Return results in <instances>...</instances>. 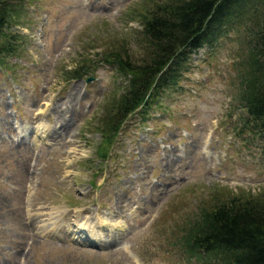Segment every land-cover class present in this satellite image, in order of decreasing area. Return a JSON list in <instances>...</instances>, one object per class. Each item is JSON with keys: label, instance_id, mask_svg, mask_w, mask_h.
Returning a JSON list of instances; mask_svg holds the SVG:
<instances>
[{"label": "rangeland", "instance_id": "obj_1", "mask_svg": "<svg viewBox=\"0 0 264 264\" xmlns=\"http://www.w3.org/2000/svg\"><path fill=\"white\" fill-rule=\"evenodd\" d=\"M171 1L17 0V49L0 67V264H199L180 248L185 227L220 197L264 190V141L239 133L248 20L195 52L180 85L131 114L102 155L109 96L127 82L104 62L71 72L109 51L142 61L136 15Z\"/></svg>", "mask_w": 264, "mask_h": 264}, {"label": "trees", "instance_id": "obj_2", "mask_svg": "<svg viewBox=\"0 0 264 264\" xmlns=\"http://www.w3.org/2000/svg\"><path fill=\"white\" fill-rule=\"evenodd\" d=\"M21 7L17 0H0V67L17 49L18 34L7 27ZM136 17L142 27L141 43L147 49L142 61L132 59L125 51H109L94 62L95 68L83 66L71 72L75 77L89 76L104 62L115 67L127 82L119 98L109 96L102 155H107L131 114L149 109L180 85L194 52L216 48L230 31H239L245 20L251 26L245 35V56L239 62L236 99L246 113L241 116L239 133L249 131L254 136L248 140L258 136L264 141V0H172L169 4L157 3ZM216 200L201 210L180 237V248L188 261L264 264V190L258 195L231 194Z\"/></svg>", "mask_w": 264, "mask_h": 264}, {"label": "bare ground", "instance_id": "obj_3", "mask_svg": "<svg viewBox=\"0 0 264 264\" xmlns=\"http://www.w3.org/2000/svg\"><path fill=\"white\" fill-rule=\"evenodd\" d=\"M71 99V98H70ZM58 124H60V126H59V129L60 130H56L55 131V134H57V136L56 137H60V139H64V140H66V138L68 137L67 135H68V133H69V129L67 128V125H68V119L65 117V116H63V118H60V119H58L56 122H55V126L56 125H58ZM40 126H41V124H39ZM43 125V124H42ZM38 127V128H40V130H41V128H43V130H41L42 132H41V134H45L46 133V131H47V127H46V125H44L43 127ZM48 136H50L49 134H48ZM55 138V137H54ZM56 140V139H55ZM73 140V139H72ZM72 140H70V143L69 144H71V143H74ZM57 141V140H56ZM65 142V141H64ZM65 145V144H64ZM63 145V146H64ZM68 146V145H67ZM27 147H29V146H27ZM65 147V146H64ZM29 148H31V147H29ZM25 150H23V152H24ZM27 151V150H26ZM32 152V151H31ZM68 152V151H67ZM66 152V153H67ZM70 152V151H69ZM69 154V153H68ZM23 158V157H22ZM25 159V161H28V163H29V161H30V158L29 157H26V158H23V160ZM18 162V161H17ZM67 165L68 166H73V164H72V161L71 162H69V163H67ZM20 166H21V164H20ZM28 166V165H27ZM22 167V166H21ZM23 168V167H22ZM29 172V171H28ZM24 174H25V172H23ZM27 173V172H26ZM27 177H28V175H27ZM29 178V177H28ZM22 179H24V177H22ZM26 180V179H25ZM30 182V181H29ZM26 183V182H25ZM22 186V185H21ZM23 200H24V197H23ZM25 202V201H24ZM41 202V201H40ZM19 204V203H18ZM23 204V203H22ZM44 205V204H43ZM42 205V206H43ZM24 206V205H23ZM37 205H35L34 204V207H36ZM41 206V207H42ZM88 208H86V210H87ZM23 211V210H22ZM22 211H21V214H22ZM112 211V210H111ZM27 212H28V210H27ZM26 214V213H25ZM31 214H32V212H31ZM36 214V213H35ZM17 215V214H16ZM26 216V215H25ZM28 216V215H27ZM30 217V216H29ZM35 217V216H34ZM24 218V217H23ZM38 219V218H37ZM39 220V219H38ZM31 222V221H30ZM35 223V222H34ZM37 223V222H36ZM37 227V226H36Z\"/></svg>", "mask_w": 264, "mask_h": 264}, {"label": "water", "instance_id": "obj_4", "mask_svg": "<svg viewBox=\"0 0 264 264\" xmlns=\"http://www.w3.org/2000/svg\"><path fill=\"white\" fill-rule=\"evenodd\" d=\"M93 78H88L89 81H91Z\"/></svg>", "mask_w": 264, "mask_h": 264}]
</instances>
